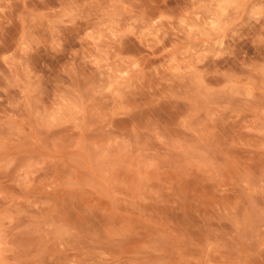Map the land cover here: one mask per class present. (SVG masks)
<instances>
[{
	"label": "clouds",
	"instance_id": "obj_1",
	"mask_svg": "<svg viewBox=\"0 0 264 264\" xmlns=\"http://www.w3.org/2000/svg\"><path fill=\"white\" fill-rule=\"evenodd\" d=\"M0 264H264V0H0Z\"/></svg>",
	"mask_w": 264,
	"mask_h": 264
},
{
	"label": "rangeland",
	"instance_id": "obj_2",
	"mask_svg": "<svg viewBox=\"0 0 264 264\" xmlns=\"http://www.w3.org/2000/svg\"><path fill=\"white\" fill-rule=\"evenodd\" d=\"M212 199H213V197L210 195V196H209V202H210V203H211Z\"/></svg>",
	"mask_w": 264,
	"mask_h": 264
}]
</instances>
